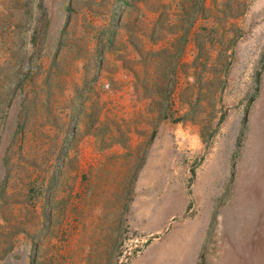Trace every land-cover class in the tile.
I'll list each match as a JSON object with an SVG mask.
<instances>
[{
    "label": "rangeland",
    "instance_id": "1",
    "mask_svg": "<svg viewBox=\"0 0 264 264\" xmlns=\"http://www.w3.org/2000/svg\"><path fill=\"white\" fill-rule=\"evenodd\" d=\"M0 264H264V0H0Z\"/></svg>",
    "mask_w": 264,
    "mask_h": 264
}]
</instances>
